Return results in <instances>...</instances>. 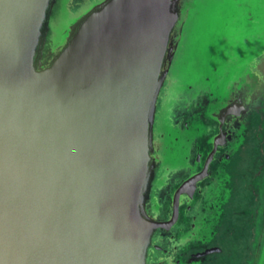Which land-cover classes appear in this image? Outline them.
Wrapping results in <instances>:
<instances>
[{
    "label": "water",
    "instance_id": "95a60500",
    "mask_svg": "<svg viewBox=\"0 0 264 264\" xmlns=\"http://www.w3.org/2000/svg\"><path fill=\"white\" fill-rule=\"evenodd\" d=\"M259 108L264 0H0V264H201Z\"/></svg>",
    "mask_w": 264,
    "mask_h": 264
},
{
    "label": "flooded vegetation",
    "instance_id": "af4514ba",
    "mask_svg": "<svg viewBox=\"0 0 264 264\" xmlns=\"http://www.w3.org/2000/svg\"><path fill=\"white\" fill-rule=\"evenodd\" d=\"M263 128L264 111L257 109L245 143L227 166L231 194L218 230L207 244L191 248L186 257L203 252L206 254L201 264H251L264 207ZM239 151L240 162L235 164L234 156Z\"/></svg>",
    "mask_w": 264,
    "mask_h": 264
},
{
    "label": "rangeland",
    "instance_id": "374dc122",
    "mask_svg": "<svg viewBox=\"0 0 264 264\" xmlns=\"http://www.w3.org/2000/svg\"><path fill=\"white\" fill-rule=\"evenodd\" d=\"M259 109H263V111H264V108H259ZM257 122H256V124H258L259 123V121H258V119L256 120ZM264 129V128H263ZM263 132H264V130H263ZM240 158H241V152L239 151L235 156H234V163L235 164H238L239 162H240ZM233 163V164H234Z\"/></svg>",
    "mask_w": 264,
    "mask_h": 264
}]
</instances>
